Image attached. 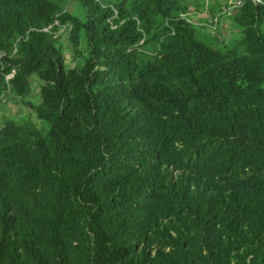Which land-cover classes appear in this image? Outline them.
<instances>
[{"label": "trees", "instance_id": "1", "mask_svg": "<svg viewBox=\"0 0 264 264\" xmlns=\"http://www.w3.org/2000/svg\"><path fill=\"white\" fill-rule=\"evenodd\" d=\"M67 1L0 0V100L41 121L0 120V264H264V0L221 46L185 0Z\"/></svg>", "mask_w": 264, "mask_h": 264}, {"label": "rangeland", "instance_id": "2", "mask_svg": "<svg viewBox=\"0 0 264 264\" xmlns=\"http://www.w3.org/2000/svg\"><path fill=\"white\" fill-rule=\"evenodd\" d=\"M238 0H185L187 11L185 16L198 30V35L205 42L214 46L229 44L231 40L238 37V28L233 23L234 8L238 5ZM65 10L77 17L84 18V9L75 0H68ZM69 25L61 27L59 30V43L65 55V64L71 67L74 64L72 58L71 44L69 41ZM38 79L32 75V89L30 94L24 99L37 103ZM3 117H10L25 126L33 128L39 127L41 121L35 117L33 109L24 104L13 94H6L0 100V120Z\"/></svg>", "mask_w": 264, "mask_h": 264}, {"label": "built area", "instance_id": "3", "mask_svg": "<svg viewBox=\"0 0 264 264\" xmlns=\"http://www.w3.org/2000/svg\"><path fill=\"white\" fill-rule=\"evenodd\" d=\"M256 2H260L261 0H254ZM241 2V0H238L237 3L239 4Z\"/></svg>", "mask_w": 264, "mask_h": 264}]
</instances>
